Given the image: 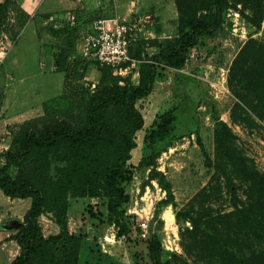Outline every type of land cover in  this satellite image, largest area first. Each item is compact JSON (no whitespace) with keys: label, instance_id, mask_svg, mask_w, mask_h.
Wrapping results in <instances>:
<instances>
[{"label":"trees","instance_id":"1","mask_svg":"<svg viewBox=\"0 0 264 264\" xmlns=\"http://www.w3.org/2000/svg\"><path fill=\"white\" fill-rule=\"evenodd\" d=\"M9 4L10 0H0V31ZM174 4L179 14L177 38L158 53L135 59L140 62L137 85L114 76L109 67L95 65L98 83L84 92L86 99L82 108L76 105V116L49 115V102L43 117L17 125L18 132L3 154L0 190L11 199H30L31 204L19 228L0 227L14 232L11 239L20 248L9 264H123L96 241L66 230L70 199H106L109 214L116 213L128 200L124 191L131 179L128 162L144 124L136 105L152 93L158 70L182 69L201 38L220 29L228 8L255 30L264 20V0H175ZM129 54L134 59L130 47ZM55 65L61 70V59L56 58ZM107 77L114 81L106 82ZM228 86L253 111L264 113L263 42L249 38L241 46L228 71ZM172 121L170 112L161 115L149 139L165 136ZM216 126L218 151L240 169L256 197L228 213L189 219L190 227L180 233L181 247L198 264H264V174L226 147L231 132L222 122ZM27 163L36 165L30 174L11 176L12 167ZM160 184L171 201L169 184ZM45 212H51L61 226L58 234L43 235L38 218ZM147 257L150 264H188L182 256L166 252L156 235L147 241Z\"/></svg>","mask_w":264,"mask_h":264},{"label":"rangeland","instance_id":"2","mask_svg":"<svg viewBox=\"0 0 264 264\" xmlns=\"http://www.w3.org/2000/svg\"><path fill=\"white\" fill-rule=\"evenodd\" d=\"M153 2L156 9H140L126 19L119 17L129 27L128 40L137 38L142 32L145 36L150 32L161 37L160 42L156 39L149 41L152 46L146 47L144 43L131 45L134 59L141 57L145 48L152 47L158 52L177 38L179 14L175 4L171 9L169 0L167 8L163 0ZM151 14L150 31L141 16ZM223 23L224 42L212 40L202 46L199 44L193 49L194 57L189 58L180 70L159 69L151 95L138 101L136 106L144 124L136 134V148L128 162L131 179L124 185L127 202L110 215L106 199L85 198L82 202L70 199L75 214L73 219L65 222L66 230L96 241L120 263L150 264L147 241L156 235L166 252L182 256L188 264H198L181 247L180 233L190 227L189 219L228 213L256 197V190L241 175L240 169L218 151L215 133L217 122L224 123L231 132L226 147L246 158L249 167L264 174V113L253 111L251 104L239 100L228 86V71L242 41L254 38L264 43V20L259 30L250 27L246 30L245 21L228 8ZM27 25L21 19L9 23L4 31L10 45L15 42L12 55L25 58V48L32 45L28 49L33 61L38 48L33 44L36 39L29 38L30 33L26 32ZM68 28L71 35L63 36L55 55L61 59V69L66 74L65 94L46 108L49 115L62 117L79 113L76 105L80 104L82 108L86 99L84 92L94 89L92 81L96 77L92 68L87 76L91 81L84 79L90 62L81 57L83 31L76 30L74 25ZM150 52L147 51L148 55ZM112 81L107 77L106 82ZM166 112L173 116L170 131L151 141L149 136L156 129L160 116ZM10 132L14 136L18 126ZM35 166L27 163L26 166L12 167L10 174L12 177L25 176ZM161 181L169 184L171 201ZM44 215L40 223L43 235L58 234L61 226L56 223L54 215L51 212ZM143 222L145 228L141 227ZM15 254V248L8 250V258L14 260Z\"/></svg>","mask_w":264,"mask_h":264},{"label":"crops","instance_id":"3","mask_svg":"<svg viewBox=\"0 0 264 264\" xmlns=\"http://www.w3.org/2000/svg\"><path fill=\"white\" fill-rule=\"evenodd\" d=\"M167 3L168 0H163L166 8ZM173 5L174 0H169L171 9ZM153 7H155L153 0H10L7 21L2 27L0 35L5 34L7 36L4 30L9 23L18 22L21 19L25 20V25L28 24L26 32L30 33L29 38L34 37L36 39V43L33 44L37 46L38 52L33 61L29 57L30 50L28 49L32 45H29L27 49L25 48V58H21L17 54L12 55V51L16 46L14 42L7 58L0 65V167L4 164L3 154L10 148L12 143L10 130L23 122L43 117L45 104L57 100L65 94L66 74L63 69L57 70L55 55L63 36L71 35L68 26L74 25L76 30L81 29L83 31L81 35H83L97 18L116 16L126 19L132 12L138 13L140 9L146 11ZM154 15L156 16V14ZM71 17L74 20H70ZM141 17V21L147 22V26L151 31L152 14L142 15ZM77 25L80 27L77 28ZM246 25V30H249L250 26L247 23ZM224 31L225 27L222 23L220 29L213 36H203L200 45L202 46L203 43L212 40L223 41ZM148 35L145 36V33L142 32L137 38L129 40V47L139 43H144L148 47L151 45L148 42L154 41V39L160 42L161 37L156 33L149 32ZM244 43L242 41L236 54ZM151 48H145L144 51L147 53L151 50L149 55L158 53ZM145 52H142L141 56ZM135 61V66L124 74V76L127 75L126 77H123L132 85H137L139 82L138 69L140 62ZM91 70L95 72L93 75L96 76L94 82L92 81L94 83L92 86L95 87L100 74L93 63L87 64L84 79L85 81H91L87 77ZM80 200L82 202V199L73 200V202ZM30 204V199H11L6 197L0 190V227L11 221L23 223ZM74 209L75 206H72L70 202L66 221L73 219ZM44 218V213L39 216V225ZM13 233L0 231V264L12 262L13 259L8 258L10 248L13 250L15 248L16 256L20 253L18 244L11 239Z\"/></svg>","mask_w":264,"mask_h":264},{"label":"built area","instance_id":"4","mask_svg":"<svg viewBox=\"0 0 264 264\" xmlns=\"http://www.w3.org/2000/svg\"><path fill=\"white\" fill-rule=\"evenodd\" d=\"M128 31L126 22L116 16L95 19L81 40L82 60L99 67H109L113 75L124 76L136 64L129 54ZM11 46L7 36L0 35V65L7 58ZM193 57L192 50L189 58ZM141 227L145 228L146 224L143 222Z\"/></svg>","mask_w":264,"mask_h":264},{"label":"water","instance_id":"5","mask_svg":"<svg viewBox=\"0 0 264 264\" xmlns=\"http://www.w3.org/2000/svg\"><path fill=\"white\" fill-rule=\"evenodd\" d=\"M21 226V223H19V222H16V221H11V222H7V223H5L4 225H3V227L4 228H6V229H17V228H19Z\"/></svg>","mask_w":264,"mask_h":264}]
</instances>
